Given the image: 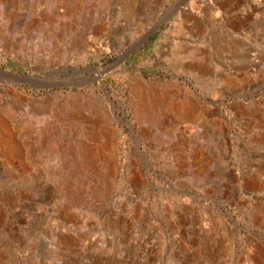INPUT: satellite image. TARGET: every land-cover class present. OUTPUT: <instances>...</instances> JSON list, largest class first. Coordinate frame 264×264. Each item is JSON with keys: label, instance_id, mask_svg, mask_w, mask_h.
Here are the masks:
<instances>
[{"label": "rangeland", "instance_id": "1", "mask_svg": "<svg viewBox=\"0 0 264 264\" xmlns=\"http://www.w3.org/2000/svg\"><path fill=\"white\" fill-rule=\"evenodd\" d=\"M174 1L0 0V264H264V0Z\"/></svg>", "mask_w": 264, "mask_h": 264}, {"label": "water", "instance_id": "2", "mask_svg": "<svg viewBox=\"0 0 264 264\" xmlns=\"http://www.w3.org/2000/svg\"><path fill=\"white\" fill-rule=\"evenodd\" d=\"M183 2V0H175L174 2L170 3L168 5V7L166 8V13L159 16V18L154 22V24L151 26L150 29L147 30L144 40H146L147 38H149L152 34H154L161 25H163L164 23L168 22L177 12V10L180 7V4ZM0 72H4V73H10L7 70H3L0 69ZM13 75H16L18 77H22V78H28L29 75L28 74H22V73H11ZM143 76H145L148 80L150 81H163L165 83H170L169 81H176V80H168L166 79L167 74L164 72H158L156 74H144ZM177 83H179L178 81H176ZM199 95V93H198ZM255 95V93H249L248 95H241L240 97L242 98V102L245 103V101L243 99H251L253 96ZM211 103H215L217 101H212V100H208Z\"/></svg>", "mask_w": 264, "mask_h": 264}, {"label": "bare ground", "instance_id": "3", "mask_svg": "<svg viewBox=\"0 0 264 264\" xmlns=\"http://www.w3.org/2000/svg\"><path fill=\"white\" fill-rule=\"evenodd\" d=\"M181 4H182V3H181ZM143 39H144V37H143ZM184 115H187V114L184 113Z\"/></svg>", "mask_w": 264, "mask_h": 264}]
</instances>
